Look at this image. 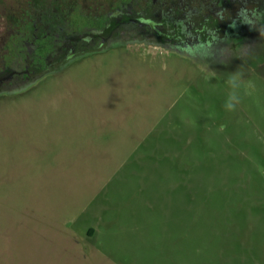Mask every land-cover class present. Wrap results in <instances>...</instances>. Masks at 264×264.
Listing matches in <instances>:
<instances>
[{
    "label": "rangeland",
    "instance_id": "obj_1",
    "mask_svg": "<svg viewBox=\"0 0 264 264\" xmlns=\"http://www.w3.org/2000/svg\"><path fill=\"white\" fill-rule=\"evenodd\" d=\"M223 60L132 41L0 94V264H264V57Z\"/></svg>",
    "mask_w": 264,
    "mask_h": 264
},
{
    "label": "flooded vegetation",
    "instance_id": "obj_2",
    "mask_svg": "<svg viewBox=\"0 0 264 264\" xmlns=\"http://www.w3.org/2000/svg\"><path fill=\"white\" fill-rule=\"evenodd\" d=\"M2 6L8 11L0 17V94L21 91L81 56L132 41L185 55L218 38L207 58L225 59L222 49L233 42L264 57V0H13ZM253 12L261 21L242 20Z\"/></svg>",
    "mask_w": 264,
    "mask_h": 264
},
{
    "label": "clouds",
    "instance_id": "obj_3",
    "mask_svg": "<svg viewBox=\"0 0 264 264\" xmlns=\"http://www.w3.org/2000/svg\"><path fill=\"white\" fill-rule=\"evenodd\" d=\"M261 19H262L261 16L256 12H253L251 14H246L242 17V20L244 22H247L250 24H255L257 21H261ZM217 39L213 40L210 45L201 44L200 42L197 45H194L193 50L191 52H188L187 54L192 56L194 59H197V55L199 54L200 61L202 62L206 61L207 57L210 54H212L211 52L212 46L215 43V41H217ZM234 43L235 42L232 43V46L230 48L222 49V52H227L228 55L221 62H228L232 56L242 57L246 61V56L248 55L251 49H249L248 47L242 46L241 44H239L238 47H234ZM226 79H227V84H228V89H229L227 98L229 100H235L236 104L226 103L224 106L226 110L232 111L240 103L239 92H240V89L244 86L243 73L240 72L239 70L232 72V74L228 75Z\"/></svg>",
    "mask_w": 264,
    "mask_h": 264
}]
</instances>
